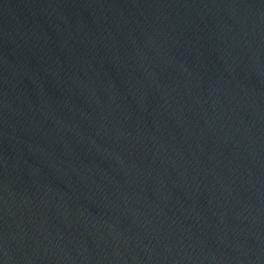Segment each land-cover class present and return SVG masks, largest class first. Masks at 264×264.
Returning <instances> with one entry per match:
<instances>
[{"label": "water", "instance_id": "1", "mask_svg": "<svg viewBox=\"0 0 264 264\" xmlns=\"http://www.w3.org/2000/svg\"><path fill=\"white\" fill-rule=\"evenodd\" d=\"M0 264H264V0H0Z\"/></svg>", "mask_w": 264, "mask_h": 264}]
</instances>
